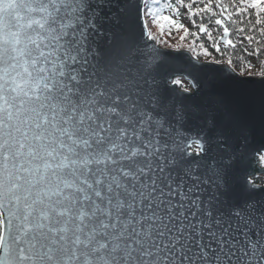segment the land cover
I'll use <instances>...</instances> for the list:
<instances>
[{"label":"snow or ice","instance_id":"obj_1","mask_svg":"<svg viewBox=\"0 0 264 264\" xmlns=\"http://www.w3.org/2000/svg\"><path fill=\"white\" fill-rule=\"evenodd\" d=\"M262 14L0 0V264H264V62L240 59ZM150 25L221 59L162 50Z\"/></svg>","mask_w":264,"mask_h":264},{"label":"trees","instance_id":"obj_2","mask_svg":"<svg viewBox=\"0 0 264 264\" xmlns=\"http://www.w3.org/2000/svg\"><path fill=\"white\" fill-rule=\"evenodd\" d=\"M180 11H181V15L179 17L180 22L183 23L186 27H188L191 31H196V29L192 28V24H191L190 20L187 18L186 11L184 9H181ZM256 12H257V10L246 9L245 12L243 13V15L240 17V19L245 21V24H244L245 28H248L249 20H253L254 21V19L256 17ZM163 14L171 15L168 12H165ZM262 15H264V14H262ZM196 19L199 20L200 17L197 16ZM150 26H151V30L153 32V28H154L155 25H150ZM229 26L230 27H234L232 25H229ZM167 27L168 26L165 25V32L167 31ZM211 27L214 29V36L218 37L219 35L222 34V30H218L217 31L216 30V26L214 24L211 25ZM248 34L253 35L254 38H255V42L251 43V45L249 46L250 49L254 50V49H257L259 47L262 50L258 56L251 55V56H248L246 60L244 59V57L240 58L241 61L243 62V66L244 67H247V64H249V63L251 65H253L252 70L246 73V75H253L254 72L259 70L260 62H264V42H261L262 38H261V36H260L258 31H251ZM183 35H184L183 30H180V31H174L171 36L174 37V38H178V37H181ZM229 38L233 39L234 41H237V35H234V34L230 33V37ZM160 40H162V39H160ZM162 41L164 43L159 45L160 47L167 48V49H173V50L186 49V50L190 51V53H192L193 56H195L197 59H199L201 61L213 62L214 60L221 59L220 54L216 53L214 48L211 47L210 43L207 42L206 37H204V38L200 39L199 41H197L195 43V46H193V38L191 36L186 38L184 41H181V42H178V43H173V42L165 41V40H162ZM201 44H204L205 47L201 48L200 47ZM221 48L222 49L224 48L223 44H221ZM204 51H208L209 55L205 56L204 55ZM229 51H231V49H229Z\"/></svg>","mask_w":264,"mask_h":264},{"label":"rangeland","instance_id":"obj_3","mask_svg":"<svg viewBox=\"0 0 264 264\" xmlns=\"http://www.w3.org/2000/svg\"><path fill=\"white\" fill-rule=\"evenodd\" d=\"M153 33L156 34L160 39L165 40V41H170V42H173V43L181 42L180 37L174 38L172 36H167V34L161 35L160 34V29L157 26H154Z\"/></svg>","mask_w":264,"mask_h":264},{"label":"water","instance_id":"obj_4","mask_svg":"<svg viewBox=\"0 0 264 264\" xmlns=\"http://www.w3.org/2000/svg\"><path fill=\"white\" fill-rule=\"evenodd\" d=\"M161 49L162 50H167V51H173L172 49H166V48H162L161 47ZM178 52L179 53H183L185 56H188L189 58H191V59H193V60H197V58L196 57H194L189 51H187V50H178ZM199 60V59H198ZM199 62L201 63V64H207V63H211V62H206V61H201V60H199ZM249 76H251V75H249Z\"/></svg>","mask_w":264,"mask_h":264},{"label":"flooded vegetation","instance_id":"obj_5","mask_svg":"<svg viewBox=\"0 0 264 264\" xmlns=\"http://www.w3.org/2000/svg\"><path fill=\"white\" fill-rule=\"evenodd\" d=\"M258 182L264 183V176H258L257 177Z\"/></svg>","mask_w":264,"mask_h":264}]
</instances>
